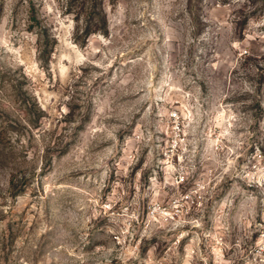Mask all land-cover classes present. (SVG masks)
<instances>
[{"label":"rangeland","instance_id":"1","mask_svg":"<svg viewBox=\"0 0 264 264\" xmlns=\"http://www.w3.org/2000/svg\"><path fill=\"white\" fill-rule=\"evenodd\" d=\"M261 233L264 0H0V264H264Z\"/></svg>","mask_w":264,"mask_h":264},{"label":"built area","instance_id":"2","mask_svg":"<svg viewBox=\"0 0 264 264\" xmlns=\"http://www.w3.org/2000/svg\"><path fill=\"white\" fill-rule=\"evenodd\" d=\"M176 127H177V125H176ZM178 180H182L183 178H182V176H180V175H178V178H177ZM259 240H260V242H261V246H263L264 245V234L263 233H261L260 235H259Z\"/></svg>","mask_w":264,"mask_h":264},{"label":"trees","instance_id":"3","mask_svg":"<svg viewBox=\"0 0 264 264\" xmlns=\"http://www.w3.org/2000/svg\"><path fill=\"white\" fill-rule=\"evenodd\" d=\"M85 33L87 34V33H88V31H85Z\"/></svg>","mask_w":264,"mask_h":264}]
</instances>
